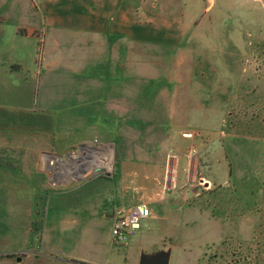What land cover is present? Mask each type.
Masks as SVG:
<instances>
[{"label": "crops", "instance_id": "obj_1", "mask_svg": "<svg viewBox=\"0 0 264 264\" xmlns=\"http://www.w3.org/2000/svg\"><path fill=\"white\" fill-rule=\"evenodd\" d=\"M122 1L131 3V0H0V71L8 96L14 93L26 103L31 102L34 91L29 83L39 81L40 74L35 72L30 76L29 69L41 67L44 61L39 59L38 52L46 55L47 67L55 66V56L52 53L48 58L47 53L69 51L72 48H67V43L78 44L92 60L76 58L66 67L84 76L79 82L97 85L98 90L102 88L96 98L88 99L79 92L68 95L72 105L65 107L66 116H97V120L86 124L83 132L92 129L100 136L78 138L69 145L52 143L48 131L40 132L41 121L34 123L24 110H17V115L0 111V264H140L142 255H153L154 247L158 246L156 253L167 247L171 234L162 232L176 228L184 221L185 211L196 207L189 198L199 197L200 189L192 187L185 191L184 188L185 180H191L192 173L182 171L181 155L188 135L182 133V128L179 130V125L185 122L186 116L204 114L207 110L210 111L204 117L212 122L210 116L217 108L212 104L215 99H196L192 93L193 88L207 90L206 80H211L197 70L195 63L187 64L184 59L176 66L156 64L165 70L168 83L175 85L160 92L161 101L168 105V121L173 126L165 134V128L158 126L154 132L159 139L149 148L138 140H129V143L119 140L129 147L125 157L118 149L123 146L117 141L118 132L125 130L119 127L117 119L109 118L120 114L130 116L137 103V31L132 27L136 11L130 6L120 10ZM106 54L109 57L104 61ZM168 65L171 70L167 69ZM8 81L18 85L19 92ZM106 85L109 92L105 96ZM211 91L210 88L207 92ZM229 94L227 91L226 97L231 103L237 102V112H230L234 109L226 107L222 123L245 108V93L236 98L234 93L229 98ZM81 99L90 102L81 103L86 109L82 113L74 109L75 102ZM95 141L114 150L115 171L109 176L81 175L67 160L72 152ZM144 154L149 161L139 159ZM120 159L122 167L118 164ZM205 182L204 186H212L206 179ZM240 183L234 184L242 194L240 205L235 206V220L254 229L251 242L242 239L240 245L253 259H262L263 250L260 255L259 251L256 255L249 254L256 242H264V207L257 201L263 194L261 184L250 188ZM203 189L210 192L212 187ZM62 200L69 204L58 203ZM137 206H146L151 215L143 220L140 232L128 244L118 246L110 241H96L94 230L98 222L107 224L112 236L114 222ZM212 206L208 205L205 210L211 211ZM257 207L261 209L258 211ZM250 215L258 216L257 220ZM227 219L223 220L224 226L235 221ZM199 241L204 247L210 243L193 239V242ZM186 254L190 256L189 252ZM173 258L172 249L170 264Z\"/></svg>", "mask_w": 264, "mask_h": 264}, {"label": "rangeland", "instance_id": "obj_2", "mask_svg": "<svg viewBox=\"0 0 264 264\" xmlns=\"http://www.w3.org/2000/svg\"><path fill=\"white\" fill-rule=\"evenodd\" d=\"M127 6L136 11L132 27L137 31V103L130 116L120 114L109 117L117 119L119 127L125 130L117 135L118 144L126 150L123 147L118 149L125 157L129 147L119 143V140L127 143L129 140H138L149 148L152 142L159 139L154 132L158 126L169 130L163 129L164 134L170 133L173 126L168 121V105L161 101L160 92L162 88L169 90L175 85L168 83L165 70L156 67V64L170 63L176 66L182 59L187 64L195 63L197 70L206 74L211 81L206 80L208 89L205 91L193 88L194 97L209 98L210 101L215 99V104H212L217 106L210 116L212 122L204 117L210 111L207 110L204 114L186 116L185 122L179 125V130L182 128V133L188 135L185 152L181 155L184 158L182 171L192 173L191 180H185L184 188L185 191L192 187L200 189L199 197L189 198V202H195L196 207L185 211L182 223L162 232L171 234V239L166 241L167 247L160 252L170 253L173 249L172 264H264L263 257L253 259L242 251L240 241L251 242L254 229L244 222H237L234 212L242 199L241 192L236 190L238 188L234 184L240 182L250 188L261 184L263 194L257 197V201L264 207V0H131L130 5L122 1L119 9L126 10ZM67 48L72 49L47 53L48 58L52 53L55 56V66L51 67L46 65V55L38 52L39 59L42 61L44 58V61L41 67L29 69L30 76L35 72L40 74L39 81L35 79L34 84L31 81L29 83L34 91L33 100L29 103L14 93L8 96L0 71V111L17 115V110H24L26 114L29 113L30 119H34V123L41 121L40 132L45 134L48 131L52 143L65 145L77 142L82 137L100 138L92 129L83 132L86 124L97 120V116H66L65 107L72 105L68 95L79 92L90 99L102 93V88L98 90L97 85L79 82L84 76L66 67L69 61L76 58H81V61L92 60L88 53L78 44L67 43ZM104 57L106 61L109 56L106 54ZM169 65L167 69L171 70ZM10 83L8 81L12 89L19 92V86L13 81V85ZM210 88L213 90L212 95L207 92ZM107 89L106 85L105 96L109 92ZM227 91L230 93L229 98L233 93L234 97L245 93V108L240 114L228 116V121L222 123L226 107L234 109L230 112H237V102L231 103L226 97ZM81 103L90 102L84 99L75 102L73 108L82 113L86 109ZM139 159L145 162L150 160L145 154L140 155ZM119 162L121 166L122 160ZM242 177L244 179L241 180ZM205 179L212 186H204ZM227 182L230 185H225ZM205 187H212V190L205 192ZM58 203L69 204L66 200ZM207 204L213 205L211 211L205 210ZM230 206L233 209H229ZM260 209L257 207L258 211ZM250 218L257 220L258 216L250 215ZM226 219L235 220V223L229 222L224 226L223 220ZM94 231L99 243L110 241L122 246L113 240L107 224L98 222ZM195 238L209 240L210 243L204 247L202 241L193 242ZM156 247L151 250L153 254L160 253H156ZM260 250L264 251L262 240L253 245L249 254L252 252L256 255L259 251L260 255ZM136 254L139 255L138 252ZM140 257H136L137 260Z\"/></svg>", "mask_w": 264, "mask_h": 264}, {"label": "built area", "instance_id": "obj_3", "mask_svg": "<svg viewBox=\"0 0 264 264\" xmlns=\"http://www.w3.org/2000/svg\"><path fill=\"white\" fill-rule=\"evenodd\" d=\"M69 163L74 165V171L81 175L109 176L115 171L114 150L95 141L91 145H84L68 157ZM150 210L146 206H137L125 216L117 219L112 228V238L116 243L126 245L138 235L142 222L150 217Z\"/></svg>", "mask_w": 264, "mask_h": 264}, {"label": "water", "instance_id": "obj_4", "mask_svg": "<svg viewBox=\"0 0 264 264\" xmlns=\"http://www.w3.org/2000/svg\"><path fill=\"white\" fill-rule=\"evenodd\" d=\"M170 253L160 252L153 255H142L140 264H169Z\"/></svg>", "mask_w": 264, "mask_h": 264}]
</instances>
